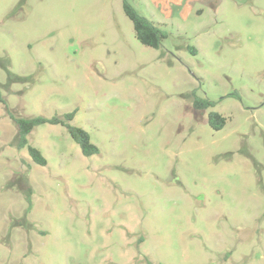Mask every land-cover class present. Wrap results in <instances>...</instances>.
I'll list each match as a JSON object with an SVG mask.
<instances>
[{
    "label": "rangeland",
    "instance_id": "1",
    "mask_svg": "<svg viewBox=\"0 0 264 264\" xmlns=\"http://www.w3.org/2000/svg\"><path fill=\"white\" fill-rule=\"evenodd\" d=\"M127 2L0 0V264H264V0Z\"/></svg>",
    "mask_w": 264,
    "mask_h": 264
},
{
    "label": "trees",
    "instance_id": "2",
    "mask_svg": "<svg viewBox=\"0 0 264 264\" xmlns=\"http://www.w3.org/2000/svg\"><path fill=\"white\" fill-rule=\"evenodd\" d=\"M122 11L126 18L131 22L134 31L135 38L143 46L159 49L162 45V41L167 38V33L163 31L154 21H150L145 17L140 16L127 2L122 0ZM188 50L194 54V49L188 48ZM213 106V103L204 99L194 97L193 108L197 111H203ZM5 111L9 119L13 122L17 131V149L26 148L30 159L38 166H45L46 161L41 153L34 147L28 145L27 136L32 130L42 124L61 125L66 130L71 139L78 145L81 153L85 157H89L98 153V149L90 142L88 134L78 127L70 125L75 112H70L62 115L61 117H53L47 119L44 117L34 118H18L13 116L8 107L5 106ZM226 123V119L217 113H209L207 116L208 126L214 130H221ZM30 199H28V209L30 210Z\"/></svg>",
    "mask_w": 264,
    "mask_h": 264
}]
</instances>
